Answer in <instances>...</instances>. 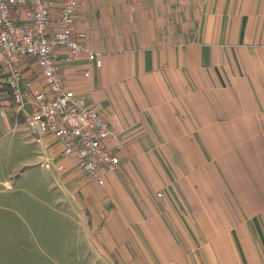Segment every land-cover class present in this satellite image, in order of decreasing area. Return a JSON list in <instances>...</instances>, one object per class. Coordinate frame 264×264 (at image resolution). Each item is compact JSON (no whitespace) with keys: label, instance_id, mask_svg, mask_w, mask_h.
I'll use <instances>...</instances> for the list:
<instances>
[{"label":"crops","instance_id":"obj_1","mask_svg":"<svg viewBox=\"0 0 264 264\" xmlns=\"http://www.w3.org/2000/svg\"><path fill=\"white\" fill-rule=\"evenodd\" d=\"M73 20L64 85L107 119L121 165L78 179L29 133L34 180L0 168V264H264V0H78ZM13 105L0 136L25 124Z\"/></svg>","mask_w":264,"mask_h":264},{"label":"built area","instance_id":"obj_2","mask_svg":"<svg viewBox=\"0 0 264 264\" xmlns=\"http://www.w3.org/2000/svg\"><path fill=\"white\" fill-rule=\"evenodd\" d=\"M54 2L0 0V118L6 117L3 96L8 95L25 114L26 127L37 141L52 135L64 156L74 159L88 179L103 185L106 173L121 165L108 146L113 131L96 107L65 87L61 73L63 63L78 60L84 48L82 35L74 30L78 0H60L57 6ZM86 54L91 65H101L99 53ZM26 66L39 73V85L25 77Z\"/></svg>","mask_w":264,"mask_h":264},{"label":"rangeland","instance_id":"obj_3","mask_svg":"<svg viewBox=\"0 0 264 264\" xmlns=\"http://www.w3.org/2000/svg\"><path fill=\"white\" fill-rule=\"evenodd\" d=\"M4 100L6 103V107L9 113V119L8 122H11V115L14 116L13 112V102L11 100V98L8 95L4 96ZM19 130L18 132L15 133H11L9 132L7 135H1L0 136V168L2 169H6L8 171H17L19 169H22L26 166L27 172L24 175V181L27 183H31V181L34 180V176L30 174V170L31 169H35L38 170L39 166H34L33 163H31V159H29L31 157L30 155V148L28 146V142L27 140L30 139V134L28 129L26 130L25 128V124H19ZM29 166H31V168L29 169ZM35 167V168H33ZM78 179H85L84 178V174H82L81 171H79V174H77L76 176ZM13 180V178H12ZM30 185V184H29ZM28 190H30V188H28ZM20 198L23 199H27L28 202L27 204L29 205V208H34L37 210V205L35 203H33L31 200H29L30 196L27 195L25 193V191H21L20 192ZM57 207L60 208V213L59 216H61L62 214H64L66 212V209L63 208V205H58ZM39 212H41V210H39ZM43 214L46 215L48 214V216L51 214L58 216V214H56V212L54 213L51 208H47L45 210H43ZM57 221V222H55ZM54 222L57 223L59 225L63 223L62 221H58V219H56ZM39 224H40V229L43 228L45 230L46 228V224L47 221L45 220H39ZM51 230V226H50V220H49V231ZM51 233V232H50ZM41 239V237H40ZM51 241L52 239L49 237V239H47V241ZM60 246V245H59ZM54 250H52L50 253L52 256H55L56 258L59 257L60 252H58L57 250L59 249L58 246L56 245V247H51ZM43 258L40 257L39 258V262L40 264L42 263Z\"/></svg>","mask_w":264,"mask_h":264}]
</instances>
